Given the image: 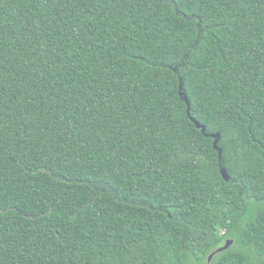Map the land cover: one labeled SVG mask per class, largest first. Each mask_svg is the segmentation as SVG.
I'll list each match as a JSON object with an SVG mask.
<instances>
[{
	"label": "trees",
	"instance_id": "16d2710c",
	"mask_svg": "<svg viewBox=\"0 0 264 264\" xmlns=\"http://www.w3.org/2000/svg\"><path fill=\"white\" fill-rule=\"evenodd\" d=\"M230 240L212 264H264V0H0V264Z\"/></svg>",
	"mask_w": 264,
	"mask_h": 264
},
{
	"label": "water",
	"instance_id": "95a60500",
	"mask_svg": "<svg viewBox=\"0 0 264 264\" xmlns=\"http://www.w3.org/2000/svg\"><path fill=\"white\" fill-rule=\"evenodd\" d=\"M197 43L195 44L194 48L196 47ZM187 57H188V55L186 56L185 59H187ZM184 64H185V62L181 66H183ZM174 72L180 78V82H181V85H180V95H181L182 100L187 104V106H188V114L190 115V103H189V100H188V97H187L186 93L184 92L183 81H182V78L179 75L180 69L179 68H176V69H174ZM192 122H194L195 125L197 126V128L200 129L205 134V132H206V128L205 127H203L199 123L195 122L194 120H192ZM210 137H212L215 140L214 147L219 152V159L221 161L222 160V153H223V151L219 147V142L221 140L220 134L211 135ZM220 172H221V175H222L223 179L226 182H229L230 181V176H229L227 170L224 167H221ZM232 244H233V241H231V240L228 241L222 248L218 249L214 254H212L209 257V261L208 262H211L212 259L214 258V256L216 254H219V253H222V252H225V251L229 250L230 247L232 246Z\"/></svg>",
	"mask_w": 264,
	"mask_h": 264
},
{
	"label": "rangeland",
	"instance_id": "374dc122",
	"mask_svg": "<svg viewBox=\"0 0 264 264\" xmlns=\"http://www.w3.org/2000/svg\"><path fill=\"white\" fill-rule=\"evenodd\" d=\"M234 245V242H233V244H232V246ZM206 264H212V261L211 262H207Z\"/></svg>",
	"mask_w": 264,
	"mask_h": 264
}]
</instances>
